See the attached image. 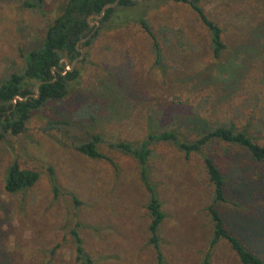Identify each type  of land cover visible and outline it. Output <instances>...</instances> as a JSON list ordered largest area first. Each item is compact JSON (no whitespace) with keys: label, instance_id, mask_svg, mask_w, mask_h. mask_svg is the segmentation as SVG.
<instances>
[{"label":"rangeland","instance_id":"rangeland-1","mask_svg":"<svg viewBox=\"0 0 264 264\" xmlns=\"http://www.w3.org/2000/svg\"><path fill=\"white\" fill-rule=\"evenodd\" d=\"M25 1L37 2L0 0V85L24 70L25 53L40 47L65 3L42 0L39 8ZM199 4L222 28L226 48L219 58L188 3L139 0L119 7L81 48L85 59L72 62L79 76L68 82L67 94L33 110L23 132L0 139V264H84L76 258L73 231L91 264H157L139 163L111 144L137 145L164 130L191 141L198 137L196 117L201 131L231 122L264 144V0ZM141 18L157 37L160 62ZM96 20L89 17L93 25ZM26 86L37 89L35 82ZM96 133L103 140L99 150L113 163L76 150ZM150 147L149 178L165 213L158 230L161 264H201L205 256L213 185L203 155L215 157L226 172V200L215 204L226 226L264 259V160L222 141L189 156L169 142ZM14 161L39 178L30 188L8 192L5 178ZM210 264L242 263L220 240Z\"/></svg>","mask_w":264,"mask_h":264},{"label":"trees","instance_id":"trees-1","mask_svg":"<svg viewBox=\"0 0 264 264\" xmlns=\"http://www.w3.org/2000/svg\"><path fill=\"white\" fill-rule=\"evenodd\" d=\"M138 1L65 0L60 13L47 25L40 47L32 48L25 55L23 54L26 61L24 70L21 73H11L0 85V139L6 134H20L24 131L33 110L50 100L63 98L67 94L68 82L79 76V70L71 64L75 60L85 59V53L79 58L81 48L91 44L98 35L99 29L112 19L117 8L133 7L138 4ZM173 1L188 3L197 13L210 32L212 54L214 58H219L226 48L222 40V28L208 18L199 0ZM114 2H116L114 6L104 10L103 16L99 19V26L90 25L89 17L95 20L97 16H100L104 5ZM25 5L39 8L43 6L42 0H37L36 3L25 1ZM140 23L151 37L156 61L160 62L161 47L155 33L144 18L140 19ZM29 82H35L36 91L26 86ZM199 121L200 117L194 118L195 132L198 137L191 141L180 139L175 130H164L159 133H149L146 139L137 145L125 141L111 144L134 157L139 163L142 181L150 195L147 204L150 214L149 242L155 249L157 264L162 263L158 230L165 218V213L162 211L161 202L148 173L150 146L154 142L172 143L186 156H189L193 152H201L203 147L211 141H222L245 148L258 161L264 160V144L255 142L245 130L238 129L230 122L201 131L202 126ZM102 141L100 134H92L89 140L76 144L75 148L90 158H103L113 163L109 156L99 150V144ZM203 162L209 181L213 185L212 202L207 206L213 231L201 264H210L212 250L220 240H225L230 245L242 264H264V259L258 253L249 249L237 234L228 229L223 216L215 206L217 202L225 201L228 193L225 169L218 164L215 157L209 155H203ZM38 178L37 171L21 168L18 162L14 161L8 167L4 186L8 192H17L30 188ZM73 235L77 260H81L84 264H91V259L82 246L80 236L76 231H73Z\"/></svg>","mask_w":264,"mask_h":264},{"label":"water","instance_id":"water-1","mask_svg":"<svg viewBox=\"0 0 264 264\" xmlns=\"http://www.w3.org/2000/svg\"><path fill=\"white\" fill-rule=\"evenodd\" d=\"M115 4H116V2H114L113 4H106V5L103 6V8H102V10H101V13H100V16H97V17H96L97 20H96L95 27L99 26V19L103 16V12H104V10H105L106 8L110 7V6H114ZM90 25L93 26V24H91V23H90ZM84 39H86V38H84ZM79 50H80V49H79ZM80 53H81V54H80L79 58L82 57V54H83L82 50H80ZM72 66H74V63H73Z\"/></svg>","mask_w":264,"mask_h":264},{"label":"clouds","instance_id":"clouds-1","mask_svg":"<svg viewBox=\"0 0 264 264\" xmlns=\"http://www.w3.org/2000/svg\"><path fill=\"white\" fill-rule=\"evenodd\" d=\"M18 222L17 221H13V226H16V224H17ZM8 228H9V225L7 224V223H5L4 225H3V230L4 231H8ZM30 236V233H25V238H28ZM14 236H11L10 237V240H11V244H10V247L11 246H14Z\"/></svg>","mask_w":264,"mask_h":264}]
</instances>
